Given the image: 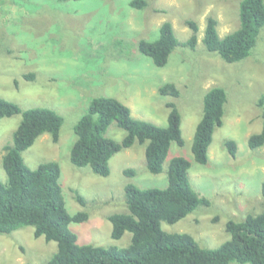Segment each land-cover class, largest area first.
Here are the masks:
<instances>
[{"label": "rangeland", "instance_id": "374dc122", "mask_svg": "<svg viewBox=\"0 0 264 264\" xmlns=\"http://www.w3.org/2000/svg\"><path fill=\"white\" fill-rule=\"evenodd\" d=\"M131 0H0V99L12 102L22 111L46 108L63 118L59 141L41 135L23 152L24 163L36 169L47 162L58 163L67 211H85L86 222L71 223L78 244L94 247L126 248L131 234L111 237L109 216L126 213L124 187L164 189L172 158L191 163L189 179L194 191L209 200L175 224L161 222L168 233H186L204 249H215L230 239L229 221L241 222L264 210V146L252 150L249 137L261 132L264 96V27L256 46L243 61L225 63L207 51L202 42L208 17L218 21L220 37L239 28L242 0H145L136 10ZM186 20L198 24L194 49L178 46L163 68L138 51L141 40L153 42L159 29L170 22L182 45L191 36ZM34 75L29 81L24 75ZM170 83L179 96H163L159 88ZM213 87L226 90L222 126L217 127L208 150V163L194 160V132L203 113L205 94ZM111 97L123 103L133 118L166 127L174 103L181 116L183 147L172 143L161 174L146 170L145 144L122 149L109 161L110 174L99 177L89 167H75L70 151L76 140L74 127L89 109L92 99ZM21 115L0 120V182L7 177L2 167L4 146L12 136ZM126 133L112 123L105 136L121 143ZM227 140L237 146L232 157ZM132 169L135 177L124 174ZM82 197L85 206L77 201ZM33 228L25 227L0 236V264H44L57 251L55 242L35 238ZM238 264V263H232Z\"/></svg>", "mask_w": 264, "mask_h": 264}, {"label": "trees", "instance_id": "16d2710c", "mask_svg": "<svg viewBox=\"0 0 264 264\" xmlns=\"http://www.w3.org/2000/svg\"><path fill=\"white\" fill-rule=\"evenodd\" d=\"M129 6L143 10L145 0H131ZM240 26L235 31L220 37L218 21L208 17L204 29L203 44L210 53L218 55L225 63L235 64L246 59L256 46L264 27V0H242L239 4ZM191 30L190 38L179 43L170 22H164L159 29V38L153 42L141 40L138 51L149 57L155 67L167 65L171 53L178 47L194 49L198 42L199 27L196 21L186 20ZM29 81L34 75H24ZM163 96L177 98L179 90L167 83L159 88ZM226 90L213 87L204 96L203 113L194 132L192 154L201 164L208 163V150L213 134L223 122ZM264 96L259 100L263 106ZM170 109L166 127L137 120L120 101L111 97L92 99L89 109L74 127L76 140L70 151L73 166L89 167L93 174L108 177L110 159L122 149H130L135 143L145 144L146 170L158 175L163 171L172 143L183 147L181 116L174 103ZM21 115V122L12 136V145L4 146L2 167L6 183L0 182V236L10 235L25 227L33 228L35 238L43 237L46 242L57 244L56 253L44 264H264V210L248 215L243 221H229L226 231L230 239L215 249L201 248L194 238L186 233H168L161 228V222L175 224L199 206H209V200L200 197L192 188L189 179L191 163L183 157L171 159L164 189H141L134 184L124 187L126 213L109 216L112 225L111 237L119 240L129 232L130 245L126 248L94 247L78 244V238L70 230L71 223L88 220L85 211L69 214L63 191L59 183L61 170L56 162L40 164L30 169L24 163L22 154L32 147L43 134H48L53 143L59 141L63 118L46 108L22 111L12 102L0 99V120ZM112 123L126 135L121 143L105 136ZM252 150L264 146V110L261 132L249 137ZM225 147L235 157L237 146L227 140ZM124 174L135 177L132 169ZM264 195V186H263ZM77 201L85 206L82 197Z\"/></svg>", "mask_w": 264, "mask_h": 264}]
</instances>
